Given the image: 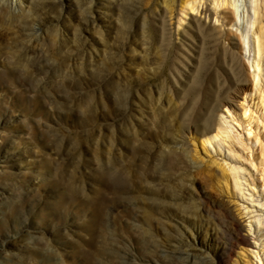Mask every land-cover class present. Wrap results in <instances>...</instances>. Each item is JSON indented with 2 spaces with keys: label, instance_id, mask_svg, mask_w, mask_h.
<instances>
[{
  "label": "rangeland",
  "instance_id": "obj_1",
  "mask_svg": "<svg viewBox=\"0 0 264 264\" xmlns=\"http://www.w3.org/2000/svg\"><path fill=\"white\" fill-rule=\"evenodd\" d=\"M190 2L0 0V264H264V0Z\"/></svg>",
  "mask_w": 264,
  "mask_h": 264
},
{
  "label": "bare ground",
  "instance_id": "obj_2",
  "mask_svg": "<svg viewBox=\"0 0 264 264\" xmlns=\"http://www.w3.org/2000/svg\"><path fill=\"white\" fill-rule=\"evenodd\" d=\"M13 2H14V4L17 7L22 4V0H13ZM191 2H190V0H187V4H191L192 5V3H194V2H192V3ZM228 5L229 6H227V7H230V3H228ZM21 8H23V7H21ZM194 8H195V5L192 6V9L193 10H194ZM18 10H20V9H18ZM228 11L231 13V22H232L235 19L234 16H235V13L236 12H235L234 9H231V8H229ZM262 46L263 45H262V43L259 40L258 43H257V47H258L259 53L262 52ZM223 87L224 86H222L221 84H217L216 86H213L211 89H205V87H203V88L201 87L200 89H198V91H196L194 93V95L192 96V98L185 104V106H183V108L184 107L185 108H184L183 113H182L181 121H179V124L177 126L175 125L177 128L175 127L176 128L175 129L174 126L172 127V129L174 128L175 131L178 132L177 135L180 134L178 130L181 131V129H186V128H189L190 129V128H193V127L194 128H196V127L197 128H200L201 127V128H204V131H205V134H204L205 137L203 136L204 138L202 140L204 147L206 146L207 142L211 143V138L212 137L210 136V134L213 131H215L216 129H218V127L216 126V115H217V111L220 110V109H222V108L228 107V104L230 103V100L229 99H226V98H223L222 97L223 94H224V92H225V90H224ZM191 91H193V90H191ZM174 121L177 122L175 119H174ZM177 135L172 138V145L169 146L167 149L165 148V150H167L169 153H177V154H183V155H185L186 157L189 158L188 161H191L190 162L191 167L192 168H196V165L199 164V161L196 160L193 156H191L189 154V152L187 151V149L185 148V146L182 144V141L180 139L181 136H177ZM220 135H221L220 130H217V132L215 133V136H220ZM220 166L226 172L229 170L223 164H220ZM115 173L116 172L113 171L112 168L107 171V177H108L109 182L112 183V184L118 185L119 188L122 189V190L123 189H126L127 188V185H124L126 182L123 179V177L121 176L122 173H121V175L119 174L120 175L119 177L116 176ZM147 174H149V173H147ZM147 176H149V175H147ZM148 227H149V225H148ZM149 229H150V227H149Z\"/></svg>",
  "mask_w": 264,
  "mask_h": 264
}]
</instances>
